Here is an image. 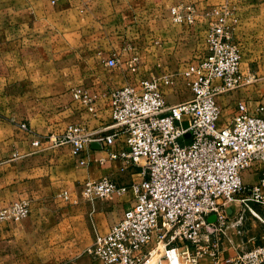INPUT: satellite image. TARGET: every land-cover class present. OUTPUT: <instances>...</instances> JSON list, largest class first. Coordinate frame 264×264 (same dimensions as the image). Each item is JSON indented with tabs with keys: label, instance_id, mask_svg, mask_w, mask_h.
<instances>
[{
	"label": "crops",
	"instance_id": "obj_1",
	"mask_svg": "<svg viewBox=\"0 0 264 264\" xmlns=\"http://www.w3.org/2000/svg\"><path fill=\"white\" fill-rule=\"evenodd\" d=\"M223 1L0 0V204L27 199L31 206L21 221H0V264H105L86 250L96 231L104 233L122 218L133 195L89 200L83 187L105 176L130 183L140 168L111 159L98 143L86 148L82 164L70 146L47 138L69 124L109 133L103 130L111 122L108 93L139 78L130 70L132 56L141 59L140 74L160 65L159 55L187 53L192 42L207 36L202 20L209 28L215 21L212 5ZM179 4L196 7L193 25L173 26L178 24L170 10ZM232 6L239 17L234 40L244 56H262L264 0H237ZM111 56L119 58L114 67L107 65ZM243 69L254 71L249 65ZM78 88L87 93L95 113L75 97ZM260 90L245 86L230 97L221 96L222 110L230 118L239 102L254 108ZM165 92L169 104L184 102L170 89ZM22 122L31 131L21 129ZM110 148L120 151L126 145L117 139ZM63 192L68 199L60 196ZM239 205L236 201L229 215L236 217ZM236 247L226 248L227 253H235ZM177 251L180 264L202 263L191 262L184 244Z\"/></svg>",
	"mask_w": 264,
	"mask_h": 264
},
{
	"label": "built area",
	"instance_id": "obj_2",
	"mask_svg": "<svg viewBox=\"0 0 264 264\" xmlns=\"http://www.w3.org/2000/svg\"><path fill=\"white\" fill-rule=\"evenodd\" d=\"M236 1L226 0L214 9L206 55L181 71L192 93L189 100L169 104L165 88L174 84V75L152 74L108 93L111 122L103 130L109 133H90L81 124H69L47 138L54 145L70 146L82 164L86 148L98 143L111 159L140 168L139 177L130 183L105 176L83 187L89 200L133 195L122 218L106 232L96 231L86 250L105 264H180L178 244L188 246L192 263L211 246L214 264H264V244L224 256L214 239L236 201L254 215L251 203L264 206V103L251 108L239 102L234 115L222 122L220 97L260 80L256 72L244 71L241 48L233 38L239 21L232 6ZM171 16L178 24H193L197 10L179 4L171 8ZM118 63L116 56L107 60L111 67ZM140 63L139 56H132L130 70L137 73ZM74 94L95 113L83 89ZM19 125L31 131L27 123ZM117 139L125 149L110 148ZM251 169L259 174L255 184L244 182L243 172ZM60 196L69 198L67 192ZM30 212L27 199L0 204V221L18 222ZM212 215L215 220H210Z\"/></svg>",
	"mask_w": 264,
	"mask_h": 264
},
{
	"label": "rangeland",
	"instance_id": "obj_3",
	"mask_svg": "<svg viewBox=\"0 0 264 264\" xmlns=\"http://www.w3.org/2000/svg\"><path fill=\"white\" fill-rule=\"evenodd\" d=\"M225 2L226 0H224L223 2L219 4L212 5L213 8L209 12L212 13L215 19H216V16L214 14V9L224 4ZM209 12L208 10L203 12V16L205 17L208 16ZM205 21L206 20H202L203 22L202 24H204L203 29H206V28L208 29V27L205 26L206 24L204 23ZM175 24H178V23L175 22ZM179 25L180 24L178 25L173 24L175 28L179 27ZM203 31H206V30H203ZM205 35L206 33L201 35V38L198 39L199 42L198 41L194 42L195 43L194 47H193L194 43L192 42V46L189 48V51L187 53H181V54L173 55L170 57L159 55L158 59L161 64L155 65V67H153L152 69L153 71L149 73L146 72L145 69L143 68L144 69L143 72L139 74L138 73L139 70H138L137 72L138 77L139 78L148 77V76H151V74L160 76L165 73H172L175 78L174 84L172 86H167L166 88L170 89V91L173 92L174 94H178L182 96L183 101L188 100L192 96V93L189 87L187 86L185 79L182 77L181 71L187 63L199 60L200 58L206 55L207 43H206ZM239 46L242 52V67L246 68L248 65L249 67L251 66V68L258 73V76L261 79L255 83H252L251 85H247V86H253L258 89H260L261 87L262 89L260 90L261 96H259V98L256 99L255 105L258 104L257 103L258 101H262L264 103V54L256 58L246 57L243 55L242 45L239 44ZM241 88L224 95V97L226 98L230 97L231 95H233L235 92H237ZM228 119H229V114L226 113V111L222 110V122L226 123ZM243 178H244L245 183L255 184L259 180V174L254 169L246 170L243 172ZM129 194L132 195L131 192H129ZM239 204L240 205L238 206V208L240 211L237 214V216L232 217L230 215L227 220L226 226L222 227V230L219 229L217 235H215V238H214L219 246L220 252L224 256L234 255L238 252L246 251L256 246L264 244V206L261 204H257V203L250 204L253 210L257 212L258 216H256L249 209L245 208V206H243L240 202ZM217 226L219 227V225ZM234 244L238 245V247L234 249L235 253L233 254L227 253V249L230 248V246H233ZM246 246H249V247H246ZM211 250H212V247L210 246V248H208V251L199 258V259H202L201 264H205V262L208 264H214L213 263L214 261L212 257L210 256Z\"/></svg>",
	"mask_w": 264,
	"mask_h": 264
},
{
	"label": "bare ground",
	"instance_id": "obj_4",
	"mask_svg": "<svg viewBox=\"0 0 264 264\" xmlns=\"http://www.w3.org/2000/svg\"><path fill=\"white\" fill-rule=\"evenodd\" d=\"M254 212H255V210H254ZM255 213H256V215L258 216L257 212H255Z\"/></svg>",
	"mask_w": 264,
	"mask_h": 264
},
{
	"label": "water",
	"instance_id": "obj_5",
	"mask_svg": "<svg viewBox=\"0 0 264 264\" xmlns=\"http://www.w3.org/2000/svg\"><path fill=\"white\" fill-rule=\"evenodd\" d=\"M231 212V211H230Z\"/></svg>",
	"mask_w": 264,
	"mask_h": 264
}]
</instances>
